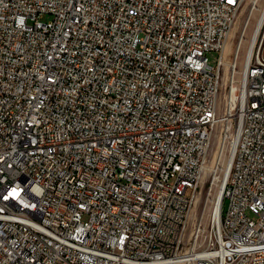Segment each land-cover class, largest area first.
I'll use <instances>...</instances> for the list:
<instances>
[{"label": "built area", "instance_id": "1", "mask_svg": "<svg viewBox=\"0 0 264 264\" xmlns=\"http://www.w3.org/2000/svg\"><path fill=\"white\" fill-rule=\"evenodd\" d=\"M244 1L0 0V264H264V17L223 82Z\"/></svg>", "mask_w": 264, "mask_h": 264}, {"label": "rangeland", "instance_id": "2", "mask_svg": "<svg viewBox=\"0 0 264 264\" xmlns=\"http://www.w3.org/2000/svg\"><path fill=\"white\" fill-rule=\"evenodd\" d=\"M252 0H245L243 2V5L240 9V11L237 14V17L235 19L233 28L231 30L229 39H228V44H227V48L225 51V55H226V60L231 62V60L233 59V51L234 48L237 44L240 32L242 31V27L244 22L247 20H249L247 29H246V42L243 44L241 51H240V56L239 59L237 61V73L240 74L241 73V69L243 66V60L245 57V53H246V48L248 45V41L255 23V20L259 14V9L262 8L263 4H264V0H259L258 3V10L253 11L251 14V5H252ZM47 18V17H45ZM264 30V29H263ZM264 34V31H263ZM217 53H214V56H216ZM213 55L209 56V61H212V63H214L215 58ZM230 72L231 69L230 67L227 68H223V82L226 83V87L228 86V81L227 78L230 77ZM228 153L224 156L219 157V159H215L214 161H211L209 164L211 165V169H212V175L210 177L207 178L206 183L204 185V187L202 188L200 194L198 195V201L195 204L194 207V215L195 213H197V215L199 214H203L204 219L210 220L213 217V210L215 207V201L217 200V195L219 193L220 190V186H221V182H222V178H223V173H224V166L225 163L227 161V157H228ZM223 211L226 209L227 207V201H224L223 203Z\"/></svg>", "mask_w": 264, "mask_h": 264}, {"label": "bare ground", "instance_id": "3", "mask_svg": "<svg viewBox=\"0 0 264 264\" xmlns=\"http://www.w3.org/2000/svg\"><path fill=\"white\" fill-rule=\"evenodd\" d=\"M253 1V0H252ZM256 10H258V7H257V9ZM263 17H264V4H263V6H262V8L261 9H259V14H258V16H257V18H256V20H255V23H254V26H253V29H252V32H251V35H250V38H249V41H248V45H247V48H246V53H245V57H246V54L247 55H257V46H252V44H253V42H254V38H255V36H256V33H257V30H258V27L260 26V24H261V21H262V19H263ZM247 19H246V21L244 22V24H243V27H242V29L244 28V25H245V27H246V25H247ZM263 27H264V20H263ZM264 28H259V35H260V39H264V34H263V30ZM231 33V32H230ZM229 36H230V34H229ZM228 39H229V37H228ZM227 44H228V41H227ZM227 44H226V47H225V50H224V53H225V51H226V48H227ZM245 57H244V60H243V66H244V62H245ZM235 66V72L237 71V62H236V60L233 58L232 60H231V62H229V61H227V60H225V62H224V67L225 68H227V67H230V69L232 68V66ZM243 66H242V69H241V72H242V70H243ZM261 70H264V59H261ZM232 69H231V72H230V77H231V74H232ZM229 77V78H230ZM235 87L233 86V88L232 89H234ZM231 145H233L234 144V139L231 141V142H229ZM232 146L230 147V149H229V155H228V157H227V161H226V163H225V166H224V173H223V178H222V182H221V186H220V190H219V193H218V195H217V200L215 201V207H214V217H218L219 218V215L217 214V209H218V207H219V205H220V203H221V200H222V190H223V187H224V184H225V181H226V177H227V175H228V170H229V167H230V163H231V155H232ZM210 171H211V168H210V165L208 164L207 166H206V172H205V177L210 173ZM198 201V198H197V200H196V202ZM196 204V203H195ZM194 210V209H193ZM192 215H194V212H193V214Z\"/></svg>", "mask_w": 264, "mask_h": 264}]
</instances>
